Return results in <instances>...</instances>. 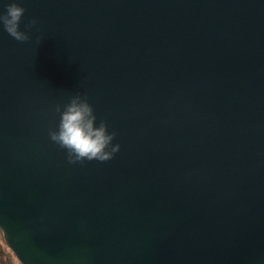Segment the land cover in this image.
<instances>
[{"label": "water", "instance_id": "water-1", "mask_svg": "<svg viewBox=\"0 0 264 264\" xmlns=\"http://www.w3.org/2000/svg\"><path fill=\"white\" fill-rule=\"evenodd\" d=\"M15 2L20 31L37 21L23 43L0 25V228L21 264H264V0ZM76 97L113 159L69 164L49 138Z\"/></svg>", "mask_w": 264, "mask_h": 264}, {"label": "clouds", "instance_id": "clouds-1", "mask_svg": "<svg viewBox=\"0 0 264 264\" xmlns=\"http://www.w3.org/2000/svg\"><path fill=\"white\" fill-rule=\"evenodd\" d=\"M24 13L25 9L19 6L15 0L7 4L5 11L0 13V25H2L3 30L21 43L30 40L28 31L37 25V21L33 19L25 25L26 31H20V21ZM40 41L41 38L37 37L38 44ZM95 120L93 108L87 99L76 97L61 114L58 132L49 133L51 141L68 151L67 162L69 164L83 163L84 161L104 163L113 159L119 151V144L111 147L110 151L108 150L109 145L115 139V133L109 134L103 122L98 128H94ZM0 237L6 241L3 228H0ZM17 264H21L19 258Z\"/></svg>", "mask_w": 264, "mask_h": 264}, {"label": "flooded vegetation", "instance_id": "flooded-vegetation-1", "mask_svg": "<svg viewBox=\"0 0 264 264\" xmlns=\"http://www.w3.org/2000/svg\"><path fill=\"white\" fill-rule=\"evenodd\" d=\"M1 238V245H0V264H17V258L10 250L8 245L5 243V240Z\"/></svg>", "mask_w": 264, "mask_h": 264}, {"label": "rangeland", "instance_id": "rangeland-1", "mask_svg": "<svg viewBox=\"0 0 264 264\" xmlns=\"http://www.w3.org/2000/svg\"><path fill=\"white\" fill-rule=\"evenodd\" d=\"M0 245H1V238H0ZM1 248V247H0Z\"/></svg>", "mask_w": 264, "mask_h": 264}]
</instances>
